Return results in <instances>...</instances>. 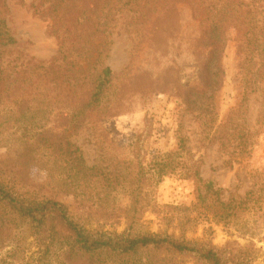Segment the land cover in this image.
Wrapping results in <instances>:
<instances>
[{
	"label": "trees",
	"instance_id": "1",
	"mask_svg": "<svg viewBox=\"0 0 264 264\" xmlns=\"http://www.w3.org/2000/svg\"><path fill=\"white\" fill-rule=\"evenodd\" d=\"M30 6L47 21L58 49L48 63L32 58L4 60L16 39L0 16V143L5 147L0 153V250L8 246L18 224L25 222L39 260L55 254L61 264H178L176 256H187L199 264H249L245 256L218 248L209 240L168 233L133 234L131 223L122 232L89 228L58 197H73L84 216L99 220L107 214L102 207L107 194L120 183L127 184L131 189L127 212L135 216L149 205L145 184L178 173L196 180L202 192L193 209H202L215 222L229 224L237 210L260 208L264 203L263 168L251 172L253 187L244 198L225 201L221 188L199 176L181 137L176 150L145 167L142 147L147 132L134 134L131 165L122 174V167L115 163L108 174L100 166H87L70 138L81 127L94 134L102 130L100 122L113 109L109 99L114 95L112 72L103 60L118 16L131 13L132 61L148 49L165 54L178 37L180 20L187 17L198 22L196 34L190 37L197 80L183 84L174 63L158 75L159 87L171 85L178 97L187 100L188 111L205 136L216 140L227 154L224 163L228 166L251 155L264 129V0H38ZM6 12V0H0V14ZM231 29L235 30L234 79L239 97L219 120L214 94L222 79L221 58ZM253 95L261 99L254 130L246 122ZM95 135L104 142L103 134ZM32 166L47 171L51 194L25 188ZM0 264L14 262L0 255Z\"/></svg>",
	"mask_w": 264,
	"mask_h": 264
},
{
	"label": "rangeland",
	"instance_id": "2",
	"mask_svg": "<svg viewBox=\"0 0 264 264\" xmlns=\"http://www.w3.org/2000/svg\"><path fill=\"white\" fill-rule=\"evenodd\" d=\"M37 1L6 0L8 12L0 16L6 19L16 44L7 49L4 60L17 59L20 62L32 58L48 63L56 56V38L48 32L47 21L34 13L30 6ZM130 18L131 13H128L118 16L115 23H112V43L103 60L111 69V91H114V95H109L110 105L113 106L111 114L100 122L102 130L95 132L103 134L104 142L87 127L77 129L70 138L71 142L79 148L87 166H100L108 174L115 163L122 167V174L131 165L133 148L130 143L134 134L147 132L142 147L145 167L176 150L181 137L188 159L198 166L199 176L203 181H212L216 188H221V197L225 201L230 197L244 198L246 192L253 187L251 172L264 169V129H261L263 131L259 135V144L251 155L228 166L224 163L227 154L220 149L216 140L205 136L194 114L188 111L187 100L178 97L171 85L159 87L156 80L167 66L174 63L180 69L183 84L197 80L190 37L196 34L198 22L182 18L178 37L165 54L160 55L153 49H148L132 61L133 41L131 25L128 23ZM234 36V29L226 33L221 58L223 75L214 94L219 120L225 117L239 97V88L234 79ZM153 54L156 58L152 57ZM166 75L168 73L164 76ZM195 98L191 97V100ZM198 99L197 97L196 106ZM260 103L258 95H253L248 101L246 122L249 129L256 128ZM2 144L4 143H0V153L5 152ZM26 179L25 188L38 194H51V185L48 186V175L44 168L32 166ZM144 188V192L148 193L149 205L143 213L135 216L127 212L131 202V189L127 184L120 183L107 194L108 201L102 204L107 209V214L99 220L97 216L85 217V211L78 209L73 197L59 196L58 199L89 228L122 232L131 223L133 234L168 233L176 238L209 240L218 248L226 247L232 253L245 256L249 264H264V203L260 208L237 210L231 223L224 224L212 220L202 209H193L192 204L196 202L198 193L202 192L193 178H183L178 173L166 174L159 182H147ZM87 192L95 190L87 188ZM36 250L29 227L21 222L13 231L8 246L0 250V255H6L14 264H61L55 254L39 260ZM11 251H14L13 255L10 254ZM144 256L149 255L145 252ZM174 261L178 264H199L187 256H176Z\"/></svg>",
	"mask_w": 264,
	"mask_h": 264
}]
</instances>
